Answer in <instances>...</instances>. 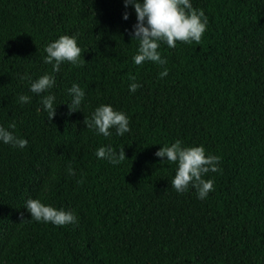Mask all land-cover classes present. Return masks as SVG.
Returning <instances> with one entry per match:
<instances>
[{
  "label": "trees",
  "instance_id": "obj_1",
  "mask_svg": "<svg viewBox=\"0 0 264 264\" xmlns=\"http://www.w3.org/2000/svg\"><path fill=\"white\" fill-rule=\"evenodd\" d=\"M191 3L206 30L199 43L161 44V66L133 63L135 13L123 0H0V125L28 141L0 143V264H264V0ZM61 35L77 37L80 62L53 73L49 120L21 77L52 72L44 47ZM73 82L85 97L69 115ZM101 103L128 116L129 132L86 128ZM177 139L220 157L219 171L205 174L214 180L205 199L191 187L176 192V165L154 156ZM107 145L126 158L98 159ZM28 198L72 211L77 223L32 220Z\"/></svg>",
  "mask_w": 264,
  "mask_h": 264
},
{
  "label": "clouds",
  "instance_id": "obj_2",
  "mask_svg": "<svg viewBox=\"0 0 264 264\" xmlns=\"http://www.w3.org/2000/svg\"><path fill=\"white\" fill-rule=\"evenodd\" d=\"M123 4L125 8L130 5L135 13V23L131 26L130 38L138 42L136 53L132 57L136 65H141L145 61L165 65L166 59L158 50L161 44L173 48L177 41L188 44L199 43L208 23L204 11L193 8L191 0H123ZM122 19H128L127 11L123 12ZM44 52L46 55L43 56V61L51 65L52 72L35 79L26 76H22L21 79L30 80L29 91L39 97L40 107L51 120L56 110V97L49 91L55 84L53 73L59 70L63 62L78 65L81 48L77 44L75 35H61L47 43ZM167 74L166 67L158 73L160 77H165ZM129 81L128 90L134 93L140 85L134 75L129 76ZM45 92H47L46 95H41ZM67 93L70 96V100L66 103L67 114L70 115L80 110L85 91L73 82L67 88ZM30 100L29 95L20 94L18 96V101L22 104ZM83 123L86 128L104 137L112 135L110 129H114L117 136L130 130L128 116L123 111L115 110L112 105L104 103L95 107L90 115L84 118ZM12 128H15V124H9L7 128L0 125V143L24 148L28 143L27 139L14 135L9 130ZM95 156L98 159L107 160L110 164H118L126 158L123 148L114 150L111 145L98 147L95 150ZM154 156L162 158L161 161L176 165L175 174L170 181L176 192H184L191 187L195 189L198 199H205L214 190V180L205 178V174L219 171L220 157L211 153L206 154L203 145L183 146L182 142L177 139L159 147L154 152ZM67 172L69 175L74 173L70 165ZM23 207L30 214V218L36 222L51 223L56 226L77 223V217L72 211L58 209L43 203L38 198L26 199Z\"/></svg>",
  "mask_w": 264,
  "mask_h": 264
}]
</instances>
